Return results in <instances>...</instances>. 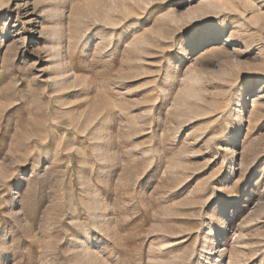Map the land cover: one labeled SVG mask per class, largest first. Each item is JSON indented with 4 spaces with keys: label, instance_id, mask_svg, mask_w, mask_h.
<instances>
[{
    "label": "rangeland",
    "instance_id": "374dc122",
    "mask_svg": "<svg viewBox=\"0 0 264 264\" xmlns=\"http://www.w3.org/2000/svg\"><path fill=\"white\" fill-rule=\"evenodd\" d=\"M0 264H264V0H0Z\"/></svg>",
    "mask_w": 264,
    "mask_h": 264
}]
</instances>
